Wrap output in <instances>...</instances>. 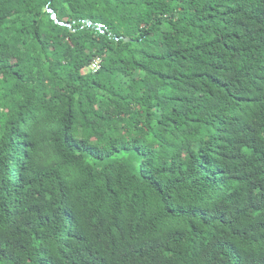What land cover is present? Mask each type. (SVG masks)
Listing matches in <instances>:
<instances>
[{"label":"trees","instance_id":"obj_1","mask_svg":"<svg viewBox=\"0 0 264 264\" xmlns=\"http://www.w3.org/2000/svg\"><path fill=\"white\" fill-rule=\"evenodd\" d=\"M0 264H264V0H0Z\"/></svg>","mask_w":264,"mask_h":264},{"label":"built area","instance_id":"obj_2","mask_svg":"<svg viewBox=\"0 0 264 264\" xmlns=\"http://www.w3.org/2000/svg\"><path fill=\"white\" fill-rule=\"evenodd\" d=\"M100 62H101V59L99 57H95L91 63V66H90V70L91 71H96L97 69H99L100 67Z\"/></svg>","mask_w":264,"mask_h":264},{"label":"water","instance_id":"obj_3","mask_svg":"<svg viewBox=\"0 0 264 264\" xmlns=\"http://www.w3.org/2000/svg\"><path fill=\"white\" fill-rule=\"evenodd\" d=\"M85 23H86V24H90V21H89V20H86Z\"/></svg>","mask_w":264,"mask_h":264}]
</instances>
